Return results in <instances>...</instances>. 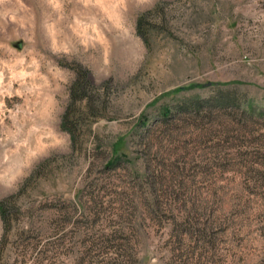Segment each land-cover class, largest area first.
<instances>
[{
	"label": "rangeland",
	"instance_id": "1",
	"mask_svg": "<svg viewBox=\"0 0 264 264\" xmlns=\"http://www.w3.org/2000/svg\"><path fill=\"white\" fill-rule=\"evenodd\" d=\"M12 195L0 264H264V0H0Z\"/></svg>",
	"mask_w": 264,
	"mask_h": 264
},
{
	"label": "trees",
	"instance_id": "2",
	"mask_svg": "<svg viewBox=\"0 0 264 264\" xmlns=\"http://www.w3.org/2000/svg\"><path fill=\"white\" fill-rule=\"evenodd\" d=\"M81 83V79L78 78V80H76L73 89H72V100H79V101H86V103L89 106V99H90V95H89V91L86 88H83V90L81 91L82 95H76L77 93V87L80 85ZM78 96V97H77ZM71 106L68 107L66 113L64 114V118H63V128L68 131L71 135L72 141H73V145L75 147L76 144V136L74 131L69 127V124L71 122ZM117 148V145H115V149ZM14 198V196H10L8 198H4L2 200H0V215L2 218V221L4 223V226L6 228V230H9V223H8V203Z\"/></svg>",
	"mask_w": 264,
	"mask_h": 264
}]
</instances>
